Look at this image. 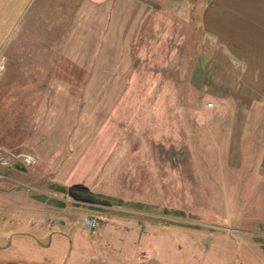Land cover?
Masks as SVG:
<instances>
[{"label":"rangeland","instance_id":"1","mask_svg":"<svg viewBox=\"0 0 264 264\" xmlns=\"http://www.w3.org/2000/svg\"><path fill=\"white\" fill-rule=\"evenodd\" d=\"M76 1L43 0L33 23L18 24L15 37L0 41V162L14 161L0 178L31 194L34 212L66 204L81 229L84 217L97 218L86 231L94 237L102 224L131 227L119 246L100 243L101 252L110 264L145 262L152 253L144 231L169 224L198 230L206 211L217 212L224 202V180L233 172L223 167L218 143L234 104L214 103L210 80L217 74L206 57L184 55L162 40L168 20L154 16L162 10L157 0H114L107 18L104 6L83 0L78 15ZM55 6L64 18L53 25ZM138 10L144 13L139 35ZM94 49L97 55H90ZM37 81L43 86L31 87ZM22 154L35 162L22 165ZM199 240L204 247L207 241ZM235 242L220 238L210 255L236 264ZM199 252L200 246L193 255ZM30 257L0 249V264H33Z\"/></svg>","mask_w":264,"mask_h":264},{"label":"crops","instance_id":"2","mask_svg":"<svg viewBox=\"0 0 264 264\" xmlns=\"http://www.w3.org/2000/svg\"><path fill=\"white\" fill-rule=\"evenodd\" d=\"M83 1L92 7L104 6L105 18L115 7L114 0ZM43 4V0H0V33H4L0 41L15 37L18 24L33 23L30 19L41 15ZM157 4L163 11H154V16L168 20L162 27V40H169L171 49H184V55L206 57L217 74L210 80V86L217 89L210 92L214 103L234 104L226 113L224 138L218 143V151L225 153L223 167L233 176L224 180V202H217V212L206 211L200 229L178 224L159 231L148 229L141 238L153 241V245L148 244L151 257L144 253L145 262L139 257L116 258L118 261L111 264H219V259L210 254L214 242L223 237L236 240L231 251L238 259L236 264H264V0H157ZM56 8L57 16L50 22L53 25L59 23V16L64 18V12ZM142 18L144 13L138 10L137 34ZM89 54L97 55V49ZM39 82L31 87L43 86ZM218 89L223 91L219 93ZM13 162H0V169L12 167ZM8 184L0 178V249L16 248L29 254L33 264H110L112 258L104 257L101 244L117 246L121 232L131 228L102 224L94 237L84 225L80 228L78 218L69 217L66 204L48 203L49 209L34 212L39 207L33 196L8 188ZM230 231L239 234L228 235ZM199 238L207 241L204 247ZM94 240L101 243L99 248L94 249ZM157 240L160 244L155 245ZM199 246L201 252L193 255ZM74 248L79 254L70 257Z\"/></svg>","mask_w":264,"mask_h":264},{"label":"built area","instance_id":"3","mask_svg":"<svg viewBox=\"0 0 264 264\" xmlns=\"http://www.w3.org/2000/svg\"><path fill=\"white\" fill-rule=\"evenodd\" d=\"M20 162L24 166H29L35 162V158L31 154H22L20 156ZM97 224H98V219L95 217L87 216V217H84L83 219V225L88 229L96 227Z\"/></svg>","mask_w":264,"mask_h":264},{"label":"trees","instance_id":"4","mask_svg":"<svg viewBox=\"0 0 264 264\" xmlns=\"http://www.w3.org/2000/svg\"><path fill=\"white\" fill-rule=\"evenodd\" d=\"M52 201V200H51ZM50 202V201H49ZM57 205H59V206H61L62 205V203H57Z\"/></svg>","mask_w":264,"mask_h":264}]
</instances>
